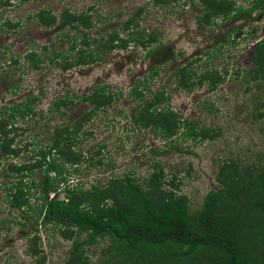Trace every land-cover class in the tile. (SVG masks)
<instances>
[{"label":"rangeland","instance_id":"obj_1","mask_svg":"<svg viewBox=\"0 0 264 264\" xmlns=\"http://www.w3.org/2000/svg\"><path fill=\"white\" fill-rule=\"evenodd\" d=\"M251 1L233 0L243 9ZM39 9L57 16L56 25H37L34 13ZM65 9L91 15L92 26H82L81 30L96 39L103 36L96 43H105L106 35L114 29L120 36L138 35L137 31L144 30L142 37L156 33L161 47L147 55L149 47L131 41L126 49L101 50L100 59L62 70L49 59L59 53L65 55L72 37L80 40L77 29L58 27ZM203 13V7L191 0H168L160 5L152 0H9L0 7V108L38 97L33 105L38 114L31 119L19 117L21 130L13 144L21 148L20 153L16 158L4 156L0 164V264H39V260L43 264H67L72 239L41 221L35 225L29 220L20 226L25 213L6 201L8 186L17 181L8 176L7 166L11 160L17 164L32 160L34 147L38 150L45 145L55 127L73 123L93 109L78 96L91 94L98 87L104 86L113 100L83 123L88 133L80 134L83 139L74 149L83 157L76 164L66 165L70 172L60 187L61 198L64 187L103 186L126 176L147 187L149 175L162 170V188L186 196L189 211L195 212L206 195L218 188L216 174L222 161L251 164L264 156V120L260 116L264 112V78L251 79L249 72L255 64L256 41L264 38V14L254 11L251 18L241 14L228 20L212 17L206 23L200 19ZM132 17L136 24L123 31L122 25ZM6 23L18 25L9 28ZM63 32H69L71 39L67 40ZM31 52L41 59L36 67L26 60ZM69 54L74 56L75 51ZM181 67H187L192 79L216 70L224 80L213 90L205 83L188 92L173 76ZM150 68H158L159 73L151 78ZM136 85L142 100L133 93ZM155 91L168 97L159 108L168 107L180 122L196 123L198 129L216 135L205 140L187 137L181 123L177 134L164 138L150 126H142L136 118L143 113L144 100H151ZM66 94L74 101L69 107L59 105L57 109L50 104ZM35 141L38 143H32ZM43 176L36 173L33 178ZM30 178L26 180L31 184ZM31 192L34 195L28 213L36 216L38 209H32L39 207V193L37 188ZM36 233L40 237L36 244L39 253L32 255L28 238ZM111 245L112 240L105 237L86 246L89 264H106Z\"/></svg>","mask_w":264,"mask_h":264},{"label":"trees","instance_id":"obj_2","mask_svg":"<svg viewBox=\"0 0 264 264\" xmlns=\"http://www.w3.org/2000/svg\"><path fill=\"white\" fill-rule=\"evenodd\" d=\"M8 1L0 0V7ZM167 1L152 0L155 5L166 4ZM191 1L203 7L200 19L206 23L212 17L228 20L230 16L241 14L251 18L254 11L258 15L264 14V0H252L245 9L233 0ZM34 18L36 24L43 27L54 26L57 22V16L50 10L39 9ZM133 20L132 17L124 22L123 31L136 24ZM4 25L14 28L18 24ZM65 26L77 29L76 35L80 40L77 42L76 36L71 39L69 32L62 33L67 40L71 39L68 50L65 55L55 54L49 59L62 70L100 59L101 50L126 49L131 41L149 47L147 55L161 47L158 35L149 32L142 37L144 30L137 31L138 35L129 36L131 33L128 32V35L120 36L114 29L106 35L105 43H96L103 36L96 39L81 30L82 26H92L91 15L83 11L72 13L65 9L58 27ZM152 43L156 45L152 47ZM72 51H75L74 56L69 54ZM26 57L34 67L41 60L34 52ZM254 59V67L249 70L251 79L264 78V38L256 41ZM11 60L16 61L14 58ZM150 70L151 78L159 73L158 68ZM173 76L176 84L188 92L205 83L209 90H213L224 80L216 70L192 79L187 75V67H181ZM137 86L133 93L142 100L143 94ZM68 96L56 98L50 104L56 105L57 109L59 105L69 107L74 101ZM81 99L94 105L93 109L81 114L73 123L55 127L45 145L38 150L34 147L32 160L22 164L13 160L8 162V176L17 181L8 186L5 196L12 208L25 213L22 214L25 222H20V226H26L29 220L35 225L41 221L44 226L57 228L64 238L72 239L67 264H89L86 246L105 237L112 240L106 264H264V156L251 164L222 161L216 174L218 188L206 195L201 208L195 212L189 211L186 196L166 192L162 188V170H154L149 175L147 187L136 182L134 177L126 176L113 178L103 186L64 187L61 198L60 187L67 181L68 166L80 162L83 157L74 151L83 139L80 134L86 136L88 133L83 129V123L88 122L97 109L111 104L113 100L110 94H106L104 86L96 88L91 94L78 96V100ZM167 99L160 91H155L151 100H144L143 113L136 119L164 138L177 134L181 123L187 129V137L205 140L216 135L211 130L198 129L196 123L180 122L177 114L168 107L159 108L158 105ZM37 100L38 97H27L21 103L12 102L0 108V164L4 156L16 158L20 153L21 148L13 144L15 134L21 130L19 117L31 119L32 115L38 114L33 106ZM260 116L264 120V112ZM36 173H43V178H33ZM29 177L32 178L31 184L26 180ZM32 188H37L39 193V207L32 209H38L36 216L34 212L28 213L30 198L34 195ZM20 233L23 235L24 231ZM39 238L37 233L28 238L32 255L39 253L36 248ZM38 263L43 264V260Z\"/></svg>","mask_w":264,"mask_h":264},{"label":"flooded vegetation","instance_id":"obj_3","mask_svg":"<svg viewBox=\"0 0 264 264\" xmlns=\"http://www.w3.org/2000/svg\"><path fill=\"white\" fill-rule=\"evenodd\" d=\"M150 55H152V54H150ZM94 106V105H93Z\"/></svg>","mask_w":264,"mask_h":264},{"label":"built area","instance_id":"obj_4","mask_svg":"<svg viewBox=\"0 0 264 264\" xmlns=\"http://www.w3.org/2000/svg\"><path fill=\"white\" fill-rule=\"evenodd\" d=\"M52 195V194H51Z\"/></svg>","mask_w":264,"mask_h":264}]
</instances>
